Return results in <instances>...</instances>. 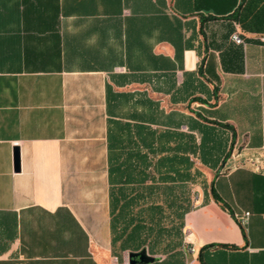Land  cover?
I'll return each mask as SVG.
<instances>
[{"label": "crops", "instance_id": "obj_1", "mask_svg": "<svg viewBox=\"0 0 264 264\" xmlns=\"http://www.w3.org/2000/svg\"><path fill=\"white\" fill-rule=\"evenodd\" d=\"M176 130L198 174L150 264H264V0H0V264H127L108 163Z\"/></svg>", "mask_w": 264, "mask_h": 264}, {"label": "trees", "instance_id": "obj_2", "mask_svg": "<svg viewBox=\"0 0 264 264\" xmlns=\"http://www.w3.org/2000/svg\"><path fill=\"white\" fill-rule=\"evenodd\" d=\"M174 137L176 144L169 149L160 147L159 156L154 164H150L148 159V154L154 153L153 149H147V152L143 153L133 151L126 154V159L137 158L138 164H123L120 161L108 163V196L113 247L116 246L120 250L127 248L136 250L146 245L152 250L161 244L163 251L176 248L177 238H181L182 235L180 229L182 213L189 207L184 182L189 179L194 181L198 171L193 169L191 176L190 168L193 164L188 158V153L194 154L195 150L188 145L187 140L192 138V135L176 130ZM160 138H166V133L161 132ZM168 150H170L169 156ZM173 156L174 162L167 164V158ZM152 172L157 174L156 179H153ZM165 182H175L174 188ZM209 193L213 201L221 207H226L216 194L212 181L209 184ZM128 207H138V209L128 211ZM163 207H179L181 210L165 212ZM164 219L174 222L168 226L160 224L159 221ZM197 259L203 264L200 254L197 255Z\"/></svg>", "mask_w": 264, "mask_h": 264}, {"label": "water", "instance_id": "obj_3", "mask_svg": "<svg viewBox=\"0 0 264 264\" xmlns=\"http://www.w3.org/2000/svg\"><path fill=\"white\" fill-rule=\"evenodd\" d=\"M14 163H15V168L18 169L19 153L17 148H15V152H14ZM156 260H157L156 257L150 256L146 253L144 247H141L136 251L128 252L126 255L127 264H150Z\"/></svg>", "mask_w": 264, "mask_h": 264}, {"label": "built area", "instance_id": "obj_4", "mask_svg": "<svg viewBox=\"0 0 264 264\" xmlns=\"http://www.w3.org/2000/svg\"><path fill=\"white\" fill-rule=\"evenodd\" d=\"M231 40L234 41L235 43H239L240 42V39H239V37L236 34H232L231 35ZM247 215H248V212L244 211L240 216H237L236 220H237V223L240 226H243L245 224L246 219H247ZM185 234L189 235L190 232L188 230H185ZM186 250L191 252V251H193V247L191 245H189L186 248Z\"/></svg>", "mask_w": 264, "mask_h": 264}, {"label": "rangeland", "instance_id": "obj_5", "mask_svg": "<svg viewBox=\"0 0 264 264\" xmlns=\"http://www.w3.org/2000/svg\"><path fill=\"white\" fill-rule=\"evenodd\" d=\"M222 166H223V165L220 164L219 169H222V168H223ZM200 168H201L203 171H207L205 168H203V167H201V166H200ZM198 182H200V181L198 180Z\"/></svg>", "mask_w": 264, "mask_h": 264}]
</instances>
